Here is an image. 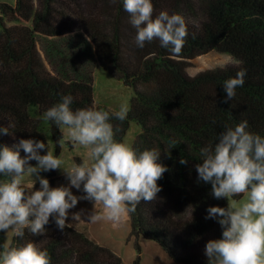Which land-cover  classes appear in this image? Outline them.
Here are the masks:
<instances>
[{
	"label": "trees",
	"instance_id": "1",
	"mask_svg": "<svg viewBox=\"0 0 264 264\" xmlns=\"http://www.w3.org/2000/svg\"><path fill=\"white\" fill-rule=\"evenodd\" d=\"M152 3L153 17L162 10L184 16L188 36L180 54H171L158 40L138 48L123 0L0 3V123L15 125L10 129L14 135L0 137V143L11 146L34 138L60 155L56 141L61 131L44 121L43 113L61 95L74 98V110L97 108L92 66L98 64L134 92L127 119L112 120L121 129L116 138L124 140L130 124L137 123L141 129L133 146L158 148L169 169L158 181L157 199L142 200L129 215L128 239H135L136 251L130 264H141L138 238L160 245L175 263L207 264L205 245L221 238L222 229L216 220L205 219L206 210L226 207L227 201L212 197L211 185L198 180L195 165L202 163L200 149L216 142L225 125L247 120L250 131L264 136V0ZM213 51L231 56L234 63L190 76V61ZM241 68L246 70L244 84L225 103L223 82ZM173 139L178 141L174 148L169 146ZM181 157L187 164L179 162ZM40 175L50 183L66 179L58 178L56 170ZM45 227L44 235L26 231L23 240L14 237L12 244L34 240L49 251L52 264H123L111 248L84 232L71 226L62 232L51 218Z\"/></svg>",
	"mask_w": 264,
	"mask_h": 264
},
{
	"label": "clouds",
	"instance_id": "2",
	"mask_svg": "<svg viewBox=\"0 0 264 264\" xmlns=\"http://www.w3.org/2000/svg\"><path fill=\"white\" fill-rule=\"evenodd\" d=\"M123 9L136 30L138 48L158 40L171 54L182 52L188 36L182 14L162 10L153 17L152 0H123ZM245 75L241 68L223 82L225 103L235 98ZM73 100L71 95H61L60 102L43 113V119L60 129L56 141L60 148L71 143L85 150L81 162L66 165L63 153L55 154L44 140L21 138L11 146L0 143V233H11L20 240L26 231L42 236L50 218L63 232L72 225L67 223L70 210L82 200L93 205L87 213L89 223L107 220L119 225L136 212L142 200L155 201L162 190L158 181L169 169L160 160L161 151L138 150L116 138L121 129L112 120L125 121L128 105L122 104L114 112L95 107L74 110ZM14 127L11 121L7 126L0 123V137L14 135L10 131ZM177 143L170 140L169 146L174 148ZM200 157L202 163L195 165L198 180L211 185L214 199L227 201L226 207L209 206L206 210L205 219L216 220L222 229L221 238L210 239L205 245L207 264H264V136L250 131L247 120L225 125L216 142L200 149ZM179 162L188 161L181 157ZM55 170L63 172L67 186L51 187L40 175ZM73 188L83 195H74ZM84 214L83 209L71 212V219L81 222ZM0 264H52V258L34 240L13 245L5 239L0 243Z\"/></svg>",
	"mask_w": 264,
	"mask_h": 264
},
{
	"label": "rangeland",
	"instance_id": "3",
	"mask_svg": "<svg viewBox=\"0 0 264 264\" xmlns=\"http://www.w3.org/2000/svg\"><path fill=\"white\" fill-rule=\"evenodd\" d=\"M16 0H0V3L14 5ZM234 63L231 56L218 52H210L206 55L196 57L190 61L187 72L190 76H195L199 73L223 68ZM93 69V87H94V102L98 109L109 110L111 112L118 111L122 104H127L131 108V102L134 96L133 89L124 85V83L103 70L98 64L92 66ZM140 126L132 122L124 138V141L132 144L140 132ZM63 159L67 164H71L74 158H85L86 152L82 148L73 147L71 143H66L62 148ZM58 178L65 175L61 170H57ZM60 185H68L67 179H58ZM125 219H129L127 216ZM124 219V220H125ZM133 239V237H132ZM123 248H125L123 244Z\"/></svg>",
	"mask_w": 264,
	"mask_h": 264
},
{
	"label": "crops",
	"instance_id": "4",
	"mask_svg": "<svg viewBox=\"0 0 264 264\" xmlns=\"http://www.w3.org/2000/svg\"><path fill=\"white\" fill-rule=\"evenodd\" d=\"M16 2V1H15ZM57 173V170H56ZM51 187L61 186L58 180L50 183ZM66 186V185H64ZM35 188H39V182L35 184ZM73 194L77 195L75 190L72 189ZM92 203L88 201H80L76 208L70 210V216L67 223L72 224L71 227L78 231L84 232L91 240L100 245H105L111 248L117 253L123 261V264H130L136 257V251L134 247L135 239H128L130 234V220L125 219L119 225H114L107 220H100L96 223H89L87 219V213L92 210ZM81 209L85 210V214L81 219L84 221L76 222L71 219V212H77ZM97 210L102 212V207L97 206ZM14 236L9 233L5 235L3 233L0 243H3L7 239L12 243ZM137 243L141 248V264H178L175 263L164 249L155 242L138 238ZM123 244L125 248H123Z\"/></svg>",
	"mask_w": 264,
	"mask_h": 264
}]
</instances>
